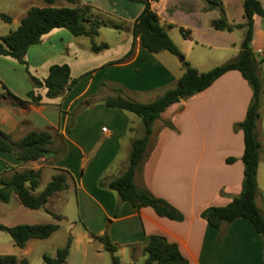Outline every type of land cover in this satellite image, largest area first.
Returning a JSON list of instances; mask_svg holds the SVG:
<instances>
[{"label": "crops", "instance_id": "1", "mask_svg": "<svg viewBox=\"0 0 264 264\" xmlns=\"http://www.w3.org/2000/svg\"><path fill=\"white\" fill-rule=\"evenodd\" d=\"M76 1L88 6L94 15L105 14L130 24L142 8L137 0ZM159 1L151 2L153 10V4ZM259 2L264 9V0ZM53 3L54 0L51 5ZM44 5L42 2L40 6ZM66 5L59 1L55 6ZM221 5L224 9L223 0ZM29 7H23L21 17ZM154 11L161 26L173 24L169 19L160 18L157 9ZM99 28L93 41L95 44L104 42L107 48L95 53L90 51L87 37V43L86 40L83 43L63 28L51 29L38 43L27 48L24 54L27 70L39 80L46 77L51 64L68 66L69 79L75 82L61 95L46 98L45 88L39 87L34 92L41 96L40 102H26L20 107L12 106L10 97L0 98V130L13 141L27 131L46 130L53 138L52 148L62 147L57 153L24 162L28 164L25 170L41 172L49 168L51 175L57 169L66 170L69 175L66 190L74 191L84 234L88 237L90 233L101 234L106 227L117 249L139 247L141 252L144 236L155 234L174 242L188 264H264L263 241L247 220L236 218L212 227L199 217L202 208L222 206L240 190L242 134L232 125L244 116L251 95L247 83L236 70H229L202 91L163 110L167 109L160 118L162 121L151 148L134 171L133 183L166 200L182 213L183 219L175 221L158 216L148 206L136 210L129 203L121 202L106 183L124 170L127 160L122 157L118 161L116 157L120 150L128 155L130 141L138 137L132 130L138 128L139 123L129 115L131 112L106 106L103 99L118 94L136 101V96L142 93L160 95L174 87L182 73L181 60H172L171 54H162L163 51L149 53L135 38L132 54L113 63L129 49L131 34L114 29L121 33L115 34L114 41L107 42L100 38ZM250 47L255 57L261 59L256 74L264 88V18L255 14L252 15ZM29 89L31 85L24 66L0 55V95L8 90L25 100ZM167 123L173 128L167 127ZM256 131L262 145L256 168V184L261 196L256 194L254 203L264 215V94ZM97 135L102 138L94 145L91 138ZM92 144L97 148L90 151ZM71 152L76 154L77 163L80 160L76 174L73 169L76 170L77 163L72 166L66 157ZM85 152H91V156L84 169ZM228 157L233 158L229 163L225 161ZM20 165L13 152L0 151L1 177L19 170Z\"/></svg>", "mask_w": 264, "mask_h": 264}, {"label": "trees", "instance_id": "2", "mask_svg": "<svg viewBox=\"0 0 264 264\" xmlns=\"http://www.w3.org/2000/svg\"><path fill=\"white\" fill-rule=\"evenodd\" d=\"M53 0H43L44 6H30L19 19L17 26L7 33L0 35V55L8 56L24 66L27 79L31 85L25 93L26 99L12 95L8 90L0 95V98L12 99V106L20 107L24 103L38 104L41 96L34 89L45 88L44 96L54 98L68 89L75 79H69V68L66 64H51L48 67L46 77L42 80L31 75L24 60V54L30 45L39 42L40 37L53 28H63L72 36H84L89 40L91 52L107 48L104 42L95 44L93 38L97 35L100 26L121 30L122 26L110 20H104L92 15L86 5H79L76 0H63L66 6H53ZM142 3V8L130 24L131 45L127 52L114 62H121L132 54L133 41L136 38L139 45L149 53L166 51L172 55L180 56L176 45L167 35L163 26L159 24L158 16L151 8V2L157 0H137ZM205 10L219 9V17L210 20V26L214 30L230 32L234 29H242L243 33L239 41L237 55L210 69L199 72L182 60V73L176 79L174 87L163 91L155 99L140 103L116 94L105 97L103 103L106 106L117 107L133 113L140 120L142 133L133 138L129 144L127 164L124 170L106 183V187L113 190L121 202H127L134 209L148 206L158 216L171 220L181 221L182 213L163 198L154 196L145 187L138 188L133 183L134 171L140 167L145 157L146 145L151 133L152 122L170 104L180 99L188 98L206 87L217 77L229 70H236L250 88L251 95L245 108L243 118L232 125L233 129H239L242 134V178L240 190L229 202L222 206L209 205L202 208L199 217L212 227H218L236 218L247 220L254 231L263 241L264 257V215L254 203L257 194L256 168L261 150V143L257 136L256 122L259 117V106L264 94L263 81L257 76L256 69L261 59L256 58L250 47L252 38V15L264 18V9L259 0H240L242 9L241 21L234 22L225 17L222 11L221 0H203ZM69 4L71 6H69ZM0 19L10 22V16L0 12ZM181 35L185 37L187 30L178 27ZM4 88V86H2ZM166 126L173 128L171 123ZM53 138L46 130H30L23 134L17 141H13L9 134L0 130V151L13 152L20 163L35 161L42 157L61 151L52 148ZM233 158H225L227 163ZM39 170H13L8 177L0 176V201L7 202L10 193H14L19 202L28 209L42 208L47 198L54 192L67 187L68 172L57 169L43 188L36 194L31 191L38 186ZM53 218L59 216L48 212ZM107 223V222H106ZM105 223V225H106ZM57 228L56 224H26L14 225L0 224V231L9 235L13 244L22 248L29 239H43L48 237ZM89 237L102 245V248L110 255L111 264H119L115 252L117 245L110 241L106 227L101 234H89ZM71 237L67 236L63 246L55 250L54 256L42 255L44 264H65ZM141 252L145 256L142 264H188L174 242H168L161 235H146L141 244ZM24 258H17L11 254H1L0 264H25Z\"/></svg>", "mask_w": 264, "mask_h": 264}, {"label": "rangeland", "instance_id": "3", "mask_svg": "<svg viewBox=\"0 0 264 264\" xmlns=\"http://www.w3.org/2000/svg\"><path fill=\"white\" fill-rule=\"evenodd\" d=\"M59 1L61 4H66L63 0H54L52 5H58ZM223 1L224 9H222V11L225 17L229 18V20L232 19L234 22L241 21L242 9L239 0ZM42 2L43 0H0V12L10 16L11 19L10 22H4L0 19V35L7 33L17 26L21 17L20 13L24 6H40ZM153 8L159 11L160 18L169 19L173 22L171 26L168 25L163 28L180 52V56L172 54L169 56H171L170 58H172V60H181L180 66L182 60H185L197 71L203 72L237 55L243 30L234 29L230 32L214 30L210 26V20L219 17L221 12L216 8L204 13H199L205 10L203 0H161L156 4L154 3ZM94 14L95 13L92 12V15ZM167 14L169 15L167 16ZM96 16L104 20L116 22L122 26V30L130 32V22H123L105 14H97ZM161 23L164 24L163 21H161ZM178 27L187 30V35L185 37L181 35ZM118 32L120 31H116L110 27L100 26L98 34L101 39L110 42L114 41ZM78 40L85 43L84 41L86 38L78 36ZM162 54L168 55L170 53L163 51ZM180 69H182V67ZM158 96L159 94L155 95L151 92L142 93L140 96H136V99H138L136 101L140 103L147 102ZM82 109H84V107ZM165 111L159 114L151 125L152 133L149 136L145 154L149 151L151 143L155 140L158 127L162 121L160 118L164 116ZM129 115L133 116L134 120L139 123V125H137L138 128L133 129L132 132L134 135L136 132L137 136H140L142 133L140 120L131 113H129ZM102 125L104 128L106 127L105 124ZM101 138L102 136L99 135L93 136L91 141L94 145H97ZM88 144H90V141H88ZM93 144L92 147H89L90 151L97 148V146H93ZM121 151L122 150L118 152L116 160L119 161L122 157L127 160V152L123 153ZM67 156L72 166L77 163L75 160V153L71 152L69 155H66V157ZM90 156L91 152H85L82 157L83 159L81 158L84 169L89 163ZM79 163L80 160L77 163L76 170L73 169L74 174L79 171ZM27 165V163H21L18 168L19 171L28 169L25 168ZM51 173L52 171L49 168H45L40 172L38 186L31 191L32 194L36 195L43 188L45 183L49 180ZM4 177H8V174L4 175ZM258 189L257 186V190ZM257 194H261L260 189L257 191ZM48 212L57 214L59 218H53ZM81 215L77 209L74 191L70 188L68 190L65 188L61 191L52 193L47 198L44 206L38 209H28L24 207L19 202L16 195L10 193L7 202L0 201V224L10 226L18 223H52L56 224L57 228L46 238L27 240L23 248L16 247L9 235L4 231H0V255L11 254L17 258H24L26 260L25 264H44L42 255L54 256L55 250L63 246L66 237L70 236L71 241L64 260L65 264H111L110 255L102 248V245L85 235L86 233L81 224ZM115 254L118 257L119 264H142L145 258L142 252H140L139 247L130 249V247L124 246L118 248Z\"/></svg>", "mask_w": 264, "mask_h": 264}]
</instances>
